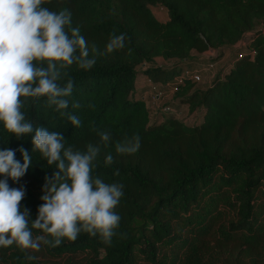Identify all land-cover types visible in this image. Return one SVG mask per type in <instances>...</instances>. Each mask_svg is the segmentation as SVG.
<instances>
[{
  "label": "trees",
  "instance_id": "trees-1",
  "mask_svg": "<svg viewBox=\"0 0 264 264\" xmlns=\"http://www.w3.org/2000/svg\"><path fill=\"white\" fill-rule=\"evenodd\" d=\"M154 5L165 9L164 21L152 14ZM41 7L71 13L96 63L63 70L58 83L73 80L67 109L57 111L47 97H21V111L34 126L62 134L65 147L100 145L92 175L123 185L114 210L121 220L110 244L84 232L39 252L13 244L0 247V264H264V0H44ZM120 34L124 48L106 53ZM199 62L207 70L220 65L208 81L190 74L177 81L184 72L201 76ZM151 88L155 97L170 94L172 106L163 104L173 112L152 114L143 97ZM182 109L193 120L177 116ZM104 130L112 136L106 147L98 135ZM133 134L141 137L139 150L117 154L116 143ZM33 135L18 139L0 123V150H15L21 164L20 148L31 156L25 175L8 179L24 190L20 208L30 221L43 203L45 177L57 170L33 149ZM109 154L113 163L105 165Z\"/></svg>",
  "mask_w": 264,
  "mask_h": 264
},
{
  "label": "clouds",
  "instance_id": "clouds-1",
  "mask_svg": "<svg viewBox=\"0 0 264 264\" xmlns=\"http://www.w3.org/2000/svg\"><path fill=\"white\" fill-rule=\"evenodd\" d=\"M43 2L0 0V123L18 139L34 133L33 149L41 153L48 165L56 164L57 170L50 179L45 177L43 203L35 221H30L29 210L20 208L24 190L10 188L8 179L19 181L30 167L31 156L20 148L21 164L15 159V150H0V176L5 177L0 180V247L16 244L21 250L39 252L42 244L55 248L65 239L75 241L81 232L110 244L121 220L114 210L124 193L122 184L105 183L92 175L93 167L98 166L100 145L89 143L86 151L65 147L62 134L34 126L21 111V97H47L48 105H55L57 111L67 109L69 101L65 98L73 91V80L69 77L61 86L58 81L67 75L63 70L73 64L89 70L96 63L95 55L89 58L79 27H71V13L50 11L41 7ZM124 45L125 35H114L105 52ZM92 52H97L95 47ZM42 63L47 67L38 66ZM73 107L78 108L79 104ZM68 120L72 126H80L76 115H68ZM98 135L105 147L112 139L107 130ZM140 146L141 137L133 134L116 143L115 151L131 155ZM104 163L112 164L113 156L107 155ZM115 175H119L118 170ZM30 222L31 228L42 234L34 237ZM27 259L38 257L29 255Z\"/></svg>",
  "mask_w": 264,
  "mask_h": 264
},
{
  "label": "rangeland",
  "instance_id": "rangeland-1",
  "mask_svg": "<svg viewBox=\"0 0 264 264\" xmlns=\"http://www.w3.org/2000/svg\"><path fill=\"white\" fill-rule=\"evenodd\" d=\"M150 9H151L152 14L159 21H164L166 19L167 14H166L165 9L162 6L154 5ZM209 55L214 56L215 52L204 53V54L196 56V58H198L197 60L201 61V59L208 57ZM229 56H230V53L226 52L223 55V57L220 59V61H219L220 64H223L225 61H227ZM155 63H156V65H161V66H169L171 64L170 61H165L162 59H156ZM220 64H218V65L214 64L211 68H209V70H207V69H205L204 64L199 62L197 68L201 69L202 73H201V76L199 75V80L197 82L208 81L210 79L211 75L216 71L217 67ZM197 68H196V70H197ZM143 97L145 98L146 104L151 108V110L153 112L152 114H155L157 112V108H161V110H162V107L167 106V105L163 104L164 102H167L170 105V107L172 106V101H171L172 99H170L169 93H166L165 95H162V96L155 97L153 94V90H152V92H150L147 95H144ZM172 109L170 108L168 111H163V110L162 111L160 110V111L161 112H173ZM182 110H180V111H182V113L181 114L177 113V116L184 117V121H186V122H190L191 120H193V118H191V115L185 116L186 115L185 109H182ZM151 118H153V117L151 116ZM81 256H82L81 254H78V255H75L74 258L79 259V258H81ZM39 258L41 260H44V259L48 260V262H53V261L54 262H62L63 261V257L62 258L39 257Z\"/></svg>",
  "mask_w": 264,
  "mask_h": 264
},
{
  "label": "built area",
  "instance_id": "built-area-1",
  "mask_svg": "<svg viewBox=\"0 0 264 264\" xmlns=\"http://www.w3.org/2000/svg\"><path fill=\"white\" fill-rule=\"evenodd\" d=\"M187 74H190L192 77H193V79L195 80V81H198L199 80V74L195 71V72H191V71H189V72H184L181 76H179L178 78H177V81H180V79H181V77H183V76H185V75H187ZM158 95H156V97H157ZM170 108H169V106L167 105V106H164V107H162V110L163 111H168Z\"/></svg>",
  "mask_w": 264,
  "mask_h": 264
},
{
  "label": "crops",
  "instance_id": "crops-1",
  "mask_svg": "<svg viewBox=\"0 0 264 264\" xmlns=\"http://www.w3.org/2000/svg\"><path fill=\"white\" fill-rule=\"evenodd\" d=\"M154 61H156V59L154 60ZM140 82H141V79L139 78V84H140ZM142 84V83H141ZM138 89H141V88H138ZM152 90L154 91V89H150V90H148V91H146V93H145V95H147V94H149L150 92H152ZM183 111V110H182Z\"/></svg>",
  "mask_w": 264,
  "mask_h": 264
}]
</instances>
